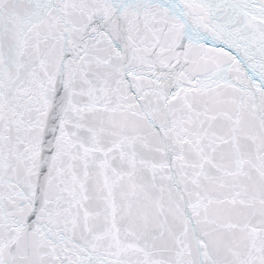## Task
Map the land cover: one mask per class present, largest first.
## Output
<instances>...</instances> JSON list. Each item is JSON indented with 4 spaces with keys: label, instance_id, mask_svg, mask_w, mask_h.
Masks as SVG:
<instances>
[{
    "label": "snow or ice",
    "instance_id": "1",
    "mask_svg": "<svg viewBox=\"0 0 264 264\" xmlns=\"http://www.w3.org/2000/svg\"><path fill=\"white\" fill-rule=\"evenodd\" d=\"M0 264H264V0H0Z\"/></svg>",
    "mask_w": 264,
    "mask_h": 264
}]
</instances>
